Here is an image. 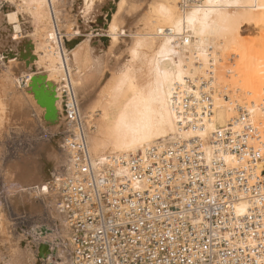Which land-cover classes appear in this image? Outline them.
<instances>
[{
    "label": "bare ground",
    "instance_id": "obj_1",
    "mask_svg": "<svg viewBox=\"0 0 264 264\" xmlns=\"http://www.w3.org/2000/svg\"><path fill=\"white\" fill-rule=\"evenodd\" d=\"M19 1L25 6L28 15L31 16H29L30 19L37 21L35 41H37L36 48L40 50H35L38 55L36 58L39 60H36L35 65L41 61L42 72L34 76V72H31L32 68L25 72L23 69V72L18 75L8 71L11 75L8 73L10 78L7 89L15 95L14 91H19V88L15 90V86L21 84L22 74H24L27 76L26 84L29 85L31 82V87H28L33 90V93L36 92L37 97L41 95L40 99L47 100L46 91H48L52 100H50L51 108H48L46 117H59V134L68 131L67 134L70 133L72 136L65 138L63 144L59 138L54 140L53 145L45 151L43 156L15 164L6 173L7 175H4L7 176L5 179L10 180L4 181L11 182L20 192L30 191L40 194L42 197L40 200H43L50 208L54 218V225L58 231L54 234H59L61 238L60 242H57L59 244L41 243L37 251L31 245V241L28 242L25 239L22 241L23 238H18L21 233H18L17 239L13 240H10L13 235L8 233V237L12 236L3 238V240L9 239L7 243L3 242V245L1 243L3 240H0L3 247L0 250L2 251L0 264H75L71 241L73 230L67 221V212L62 208L63 198L60 187L74 171L68 143L76 140L80 135L84 138L93 168L101 174L103 166H106L108 171L103 176H115L109 183V190L112 189L116 180L136 181L133 174L130 175L133 159L138 156L148 158L151 147L152 151L175 155L178 151L177 144L170 142L180 138L185 139L187 148L190 149L194 143L190 142V139L197 137L200 140L197 143V149L204 158L209 161L223 159L226 164H234L233 152L215 142L216 131L228 125L239 132L244 129V126L255 128L257 135H254L250 142L255 144L254 139H256L258 148L264 153V105L260 103V100L262 102L264 99L262 94L264 89L261 91V84L264 83V49L262 48L264 46L257 43L260 49L254 53L250 52V43L239 39L250 25L244 29L243 20L239 19L240 24L235 22V19L238 20L241 16L242 19H246L244 24L247 22L252 25V30L260 24L264 25V0H79L81 5L79 12L82 16L77 18H82L81 26L80 22H77L74 25L75 30L68 32V35L80 34L79 28H82V32L88 31L86 36L84 35L85 38L71 39L68 38L67 33H62L58 23L60 11L58 5L63 0ZM70 1L72 4L77 2V0ZM241 10H244V13H241ZM4 14L7 15L0 16V56L4 54L10 59L16 53L17 56L28 55L34 58L30 54L31 51L26 49L27 43L23 46L18 43L20 41H18L17 29L21 25L15 21V12H4ZM21 15L23 17L22 13ZM251 18L256 22H251ZM9 32L12 38L9 37ZM154 37L157 38L156 41ZM214 39L222 44H232L238 54L239 60L236 64V72L240 77L238 81L241 82L245 93L253 100L248 108L238 103L239 97L236 93L231 96H219L216 93L213 76L204 77L210 67L215 64L216 58L213 55L218 54L213 51L217 43ZM263 39L261 38L260 43ZM25 42L29 43V40ZM114 46L116 50L119 46L126 48V59H123L125 60L123 63L121 62L116 77L104 87L102 97L113 99L125 92L127 88L130 89L131 86L132 88L128 97L119 108H116L117 112L108 117L103 115L106 112L105 106H102L103 110L97 109L100 101L99 105L97 103L85 105L84 102L94 91L93 88L91 89L92 83H96V79H99L102 74L106 59L105 52L108 49H110L108 52H112ZM22 47L23 50L25 49L23 53ZM219 60L221 59L217 62ZM19 62L22 61H17L15 65ZM23 64L21 68L26 66L25 61ZM38 65L37 70H39ZM33 67L35 69V66ZM17 69L19 70V67ZM201 79L209 82L207 90L211 93V103L200 104L198 111H201L203 107H209L211 113L206 111L205 115L194 117L193 114L182 111V94L185 90L193 94L199 102L202 98L201 91L192 86ZM26 92L27 90L24 96ZM229 101L234 103L237 113L234 120H231L233 112L232 107L227 104ZM72 102L70 110L77 111L79 124L66 111ZM240 108L242 111L239 110ZM96 112L100 115L98 120L94 117ZM242 112L244 116H241ZM186 122L191 123L186 124ZM167 147L169 149H166ZM57 151L61 156V161H58L61 163L59 168H56L57 163L54 161ZM259 168L264 176V159ZM24 193L19 195L16 192L17 203L22 204L27 199L24 198L27 193ZM27 201L30 202V207H33L32 199ZM246 203V201L239 202L236 210L238 212L247 210Z\"/></svg>",
    "mask_w": 264,
    "mask_h": 264
},
{
    "label": "built area",
    "instance_id": "obj_2",
    "mask_svg": "<svg viewBox=\"0 0 264 264\" xmlns=\"http://www.w3.org/2000/svg\"><path fill=\"white\" fill-rule=\"evenodd\" d=\"M192 87L202 98L183 90L182 111L211 113L198 111L211 103L209 82ZM72 105L66 111L77 122ZM216 132L215 142L233 152L234 164L204 158L197 137L190 149L180 138L170 142L177 144L175 155L151 147L148 158L133 159L136 181L116 180L111 190L115 176H103L106 166L101 174L93 168L83 136L70 141L74 171L60 191L75 264H264V158L250 142L256 129L228 125ZM241 201L247 210L238 212Z\"/></svg>",
    "mask_w": 264,
    "mask_h": 264
},
{
    "label": "rangeland",
    "instance_id": "obj_3",
    "mask_svg": "<svg viewBox=\"0 0 264 264\" xmlns=\"http://www.w3.org/2000/svg\"><path fill=\"white\" fill-rule=\"evenodd\" d=\"M67 1L63 0V2H62L63 4L60 3L58 5L59 10H60L58 13L59 27L61 28L62 33L63 32H65L64 34L67 33V36L69 39L75 38V37L76 38H80V37L85 38V36H86L85 34L88 30L85 32H82V28L78 29L79 31H81L80 34L79 33L78 34L72 33V34L68 35V32L71 33L75 30L74 25L77 24V22L78 23L80 22L79 24L81 26L82 18H77V16L81 17L82 15L79 12V11H81V9H79L81 6L79 4V2H80L79 0H77L76 3L74 2V4H72L70 0H67ZM61 4L63 5L62 8H61ZM73 5H76V6L73 7ZM9 9H11L10 10L11 12H15V14H16L15 21H17L19 23V25H21L17 29L18 30V32H17L18 41H20V42H18L19 45L23 46L24 44L27 43L26 49L31 51L30 54L34 58H30L31 56H28V55L25 57H23L21 55L17 56L16 53L14 54L13 58H10L11 60L9 58H7L8 56L5 57L6 55H4V54H2L0 56V118H1V120H0V206H2V207H0V212H1L0 218L3 217L0 219V222H2L4 220V222H2V224L0 223V231H1L0 232V235H1L0 240H3V238H5V237L9 238L12 235H13V237H11L10 240L17 239L18 233L19 234L21 233L20 234L21 236L19 235L18 238H20V237L23 238L22 241L24 239L28 242L31 241V245L33 246V248L36 250L37 249L39 250V246L41 243L47 242L50 244L52 242L51 244H55V243L59 244L57 242H60V239H61L59 237V234H56V233H58V231L54 225L55 221H54L53 216L51 215L50 208L47 207V205L43 202V200H40V199H42V197L40 196L39 193L34 194L33 192H30V191H28V192L23 191V192L27 193L26 194L27 196L25 195V197H24V195H23V197L25 199L26 198L27 199L24 202H22V204L17 203L16 202L17 197H18L17 195L18 194L22 195L23 192L21 191L22 192L21 193L20 190L18 189V187L13 186V184L11 182L10 183L5 182L6 180L7 181H10V180L5 179V177H7V176H4V175H7L6 173L9 172L11 167L15 164H19L21 162H24L25 160H30L34 157L43 156L45 154V151L49 150V148L53 145L54 140H57L59 138L63 144V141L65 140V138H67L68 136L71 137L72 135L70 133L67 134L68 131L65 132L64 134H61V135L59 134V132H58L59 117H56V116L46 117V114L48 111L47 105L45 104L44 100L40 99V97H42L41 95H39V97H37L36 92L33 93V90H30L29 87H31L30 86L31 82L28 85V84H26V81H25L27 76L22 74L23 80H21V84L18 85V83H15V85H18L17 87L15 86V90H18V88H19V91H16L17 93L19 92V94H16V92L14 91V93H15V95H14V94H12L10 89L9 90L7 89L8 79L10 78L9 75H11L10 74L11 72H12V74L17 73V75H18L19 73L21 74V72H23V69L25 72V70H31V68L33 70V71L31 70V72L32 73L34 72L33 73L34 76L36 74L39 75L42 72L40 69L42 67L41 61L38 62V64L41 65L40 67L37 64L39 70H37V67H36L37 65H35L37 63L36 57L38 56L37 51H35V50H38V51L40 50L39 48H36L37 41H35L37 39V37H36L37 33L35 32V26L37 24V21H35V19H32V18L30 19L31 16L28 15V12L26 11L25 6L19 0H0V16L1 17L6 16L7 14H4V12H6V13L10 12ZM74 11L76 12V14ZM21 13L23 14V17L21 15ZM79 13H80V15H78ZM241 13H244V10L243 11L241 10ZM20 15H21V18H20ZM17 17H18V19H17ZM19 18H20V20H19ZM22 18H23V20H22ZM25 19H27V20H25ZM239 19L243 20L242 25H243L244 29L250 25L248 30H244L243 36L240 37L239 39L241 41L249 42L250 43L249 51L254 53L255 51L260 49V47H259V45H257V43L260 44V46H262V45L264 46V39H263L264 38V25L260 24L255 30H252L253 28L251 27L252 25L250 23L248 24L247 22H245V24H244V21L246 19H244V18L242 19L241 16L238 17V20ZM6 20H4L5 23H8ZM238 20L235 19V22L237 21V24L238 23L240 24L241 22H240V20L238 22ZM250 20H251V22H256L253 18H251ZM76 26H79V25H76ZM10 32L8 34L9 37H11ZM74 35H76V36H74ZM261 38L263 39L261 42L262 44L260 43ZM28 40H29V43L25 42ZM156 40H157V38L154 37V41H156ZM214 41H216V39H214ZM216 42L217 43H215V48H214L215 50L213 49L214 52H218V54H216V56L213 55L216 58L215 59L216 65L214 64L213 66H211L210 69L207 71V75L204 77L208 78L210 75L213 76V80H214L215 86H216V93L219 96L223 97L224 95L231 96L232 94H234V95L237 94L239 97L238 103H240V105H243L246 108H248L251 105L253 100L250 99V96L247 93H245V91L242 89L243 86L241 85V82L238 81L239 80L238 78H240L236 72V64L238 63V60H239L238 54L235 52L232 44H230V45L222 44V43H219L218 40ZM119 44H120V42H119ZM115 48L116 47L114 46L112 49V52L114 51L113 53L108 52V51H110V49H108L105 52V55L107 57L105 56V58H106L105 62L103 60L104 63H103V68H102V70H103L102 74H101L99 79H96L97 80L96 83H92L93 87L91 86V89L93 88L94 91H92L90 89V91H92L91 92L92 94L90 93L91 97L87 101L84 102V104L87 105V103H91V104L97 103L98 104L100 101V105L98 104L99 107L97 109L100 108V110H103L102 106H105L106 112L103 115L108 116V117L113 116V114L117 112L116 108H119L120 104L123 103L124 99H126L128 97V95L130 94L131 88H132V86L130 89L127 88L125 92H122L118 97H114L113 99H107V98L103 99V97H102V93H104V89H105L104 87L106 86V84L109 81L113 80L116 77L117 70H118V68H120L119 66H121V64L125 61L123 59H126V54H125L127 52V50H125L126 48L120 47V46H119V49H117V50ZM262 48L264 49V47H262ZM24 50L22 47V53L24 52ZM107 54H109V55H107ZM3 55L5 58L3 57ZM127 55H128V53H127ZM209 56H211V55H209ZM7 59H9V60H7ZM34 59H35V61H34ZM218 59H221V60H219L217 62ZM29 60H31V61L28 62ZM17 61H22L23 63L25 61L26 66L21 68V65H24L22 62L17 63L18 66L15 65ZM33 61H34V63H33ZM37 61H39V60H37ZM30 63H32V65H30L31 67L29 66ZM12 66H14V67H12ZM28 66H29V69H28ZM33 66H35V69ZM17 67H19V70H21L20 72L17 69ZM14 68H16V70L18 72ZM25 68H27V69H25ZM35 70H37V71H35ZM8 71H10V73ZM35 72H37V73H35ZM8 73H9V75H8ZM6 74H7V76H6ZM22 75H21V77H22ZM6 81H7V83H6ZM23 85H25V87ZM261 85L263 86V88L261 86V91H262L264 89V83H262ZM26 87H28V88H26ZM236 88H239L240 90L236 89ZM23 89L24 90L26 89L28 92V94L26 92V96H24L26 90L23 91ZM46 92L48 93V96H47L48 100H52V99H50V95H49L50 93L48 91H46ZM51 94H53V93H51ZM262 94L264 96V91H262ZM99 97H100V99H99ZM25 98H26V100H25ZM95 100H97V101H95ZM31 102H34V103L31 104ZM260 103L264 105V99H262V102L260 100ZM41 104H42V106H41ZM227 104L232 107V112H233L232 117L233 118L231 120H234L237 117L236 110L233 106L234 103L232 104V102L229 101V102H227ZM36 108L38 111L36 110ZM38 108H40V109H38ZM2 109H3V111H2ZM94 114H96L94 117H96L98 120V118H100V115L98 114V112H96ZM254 143L259 147V145L256 142V139H254ZM61 148H62V145H61ZM58 155H59V152L57 151L56 155H54V161H55V163H57L56 168H59V166L61 164L60 162H58V161H61V156L60 155L58 156ZM262 155L264 157V153H262ZM53 171H56V170L53 169ZM15 190L18 194H16ZM12 197L15 199H13ZM30 199H32L33 207L32 206L30 207L31 204L29 201H27ZM10 200H11V202H10ZM55 229H56V231H55ZM9 231L10 232L12 231V232L10 233ZM54 232H56L55 233L56 235L54 234ZM1 233H3V234H1ZM8 233L12 234V235H9V237H8V235H7ZM7 238L4 239L3 241H1V243L3 245H4L3 242H6L9 240V239L7 240ZM52 238H54V239L52 240ZM1 243H0V250H1V248H3V247H1ZM0 252H2V251H0ZM0 256H1V253H0Z\"/></svg>",
    "mask_w": 264,
    "mask_h": 264
},
{
    "label": "water",
    "instance_id": "obj_4",
    "mask_svg": "<svg viewBox=\"0 0 264 264\" xmlns=\"http://www.w3.org/2000/svg\"><path fill=\"white\" fill-rule=\"evenodd\" d=\"M45 104L47 105V109L51 108V101L50 100H48V99L46 100L45 99Z\"/></svg>",
    "mask_w": 264,
    "mask_h": 264
}]
</instances>
